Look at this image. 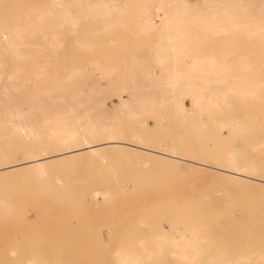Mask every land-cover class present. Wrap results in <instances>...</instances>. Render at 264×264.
Masks as SVG:
<instances>
[{"label": "bare ground", "instance_id": "1", "mask_svg": "<svg viewBox=\"0 0 264 264\" xmlns=\"http://www.w3.org/2000/svg\"><path fill=\"white\" fill-rule=\"evenodd\" d=\"M39 17V24L45 28L44 44L50 50L56 49L61 34L89 49L95 42L90 37L93 32H113L123 39L150 36L153 41L146 45L150 55L142 58L145 60L129 57L133 60L127 65L132 69L131 76H142V84L138 83L140 79L137 82L142 87L132 86L124 76L125 70L116 72V65L97 53L60 78L57 71L51 76L40 64L31 63L27 87L41 85L42 81H46L44 87H50L45 91L60 86L82 87L95 71L109 87H101L96 81L89 93L76 94L77 98L59 94L55 100L62 110L42 119L32 117L36 89L28 93L27 110L1 104L6 109H0V178L19 176L44 183L51 177V164L85 160L114 150L127 154V160L143 158L145 163L152 160L219 174L264 194L263 142L251 143L254 150L246 156L230 145L233 135L244 132V127L246 133L255 135L254 139L260 131L256 129L262 126L255 118H241L229 111L239 101L238 96L256 95L251 87L264 89V0H46L45 12ZM85 23L98 27L90 31ZM35 33V28L18 22L0 26V63L17 61L15 70H0L1 88L10 85L13 93L25 91L20 62L32 56L22 50L26 36ZM129 49L134 50L132 46ZM147 60L152 64L144 63ZM6 94L4 88L0 89V99L7 98ZM258 95L251 103L264 108V95ZM87 101H93L94 106L88 108ZM143 117L151 121L145 123ZM5 129L9 135L1 134ZM204 134L206 138L202 139ZM196 149L213 160L186 155ZM102 190L94 188L88 193L92 204L107 201L108 192ZM204 224L187 215L182 237H164L167 234L163 233L159 238L154 236L155 245L141 241V249L130 242L117 253L115 261L146 264L162 251L159 245L167 243L177 247L168 252L171 256L195 262L196 256L207 249L202 244L206 239L199 236V231L210 227V223ZM207 240L206 252L211 253L207 264H248L247 251L212 260L214 243ZM255 261L264 263V250L256 252Z\"/></svg>", "mask_w": 264, "mask_h": 264}, {"label": "rangeland", "instance_id": "2", "mask_svg": "<svg viewBox=\"0 0 264 264\" xmlns=\"http://www.w3.org/2000/svg\"><path fill=\"white\" fill-rule=\"evenodd\" d=\"M45 6L46 0H0V26L18 22L36 31L33 36H26L22 50L23 54L32 56V59L20 62L24 67L20 80L25 91L13 93L10 85L2 87L7 91V98H1L0 105L10 104L16 109L26 107L27 110L28 93L36 89L32 117L42 119L62 110L61 103L55 100L59 94L77 98L76 94L89 93L96 81L101 87H109L105 79L98 78L97 71L89 74L87 84L82 87L60 86L45 91L50 88L43 86L46 81L27 87L31 63L40 64L51 76L57 71L60 78L79 63L89 61L94 53L115 64L116 72L124 73L125 70L124 76L132 86L142 84L143 77L133 79L132 69L127 65L129 61L133 62L129 57L145 60L142 58L150 55L146 46L153 41L150 36L135 40L117 37L113 32H93L90 37L95 42L87 49L74 38L61 34L56 49L50 50L44 44V25L38 22ZM84 26L90 31L98 27L89 23ZM131 46L134 50L129 49ZM16 63V60L1 61L0 70H15ZM144 63L149 65L152 61ZM87 68L91 71L89 66ZM251 88L255 89L256 95L238 96L239 101L229 108L241 118H255L259 127L262 126L256 129L260 131L254 139L255 135L246 133L245 127L244 132L233 135L235 138L230 145L245 156L253 152L250 145L255 140L263 142L260 148L264 151V108L251 103L258 93V98L264 95V89ZM113 101L116 102V98ZM86 105L88 108L94 106L93 101H87ZM4 108L0 106V109ZM143 118L145 123L151 121ZM208 118L205 114V119ZM4 133L9 135L6 129L1 131ZM203 136L202 139L206 138V134ZM262 151H259L261 156ZM186 155L213 160L200 149ZM127 157L120 151L105 150L85 160L54 163L49 165L51 177L44 183L19 176L0 178V264H117V253L126 249L130 242L136 249H141L144 246L141 241L155 245L154 236L159 238L163 233L167 234L164 237L174 238L185 235L182 226L187 215L197 218L203 225L210 223L209 229L199 231V236L206 239L202 244L207 249V239L213 240L212 260L248 252V264H256V252L264 250V194L255 193L252 187L236 185L219 174L186 166L161 165L152 160L145 163L143 158L127 160ZM94 188L108 192L106 202L95 205L89 201L88 193ZM159 246L162 251L155 253V258L146 264H207V256L211 255L206 249L196 256L195 262H189L168 253L177 249L174 244Z\"/></svg>", "mask_w": 264, "mask_h": 264}]
</instances>
